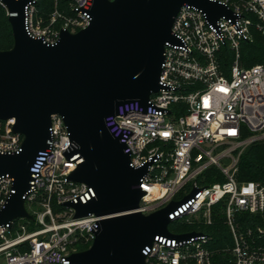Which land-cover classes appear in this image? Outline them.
Wrapping results in <instances>:
<instances>
[{
  "label": "built area",
  "instance_id": "1",
  "mask_svg": "<svg viewBox=\"0 0 264 264\" xmlns=\"http://www.w3.org/2000/svg\"><path fill=\"white\" fill-rule=\"evenodd\" d=\"M210 1L234 17L213 24L203 10L184 4L172 27L178 43L165 44L161 90L147 107L127 102L106 118L110 132L125 144L130 166L147 167L134 187L145 192L134 212L150 215L179 203L169 216L171 236H157L143 251L146 264H212L211 237L201 228L213 224L214 213L224 217L231 233L233 264H264V229L244 228L238 219L264 214V183L239 181L234 157L264 140V61L245 67L241 54L242 43L252 42L255 33L264 37V0ZM35 4L26 7V31L48 45L57 44L63 30L78 33L92 21L94 0H71V14L56 7L47 22L37 23ZM225 46L233 52L228 71L218 59ZM14 124L0 121V155L22 151L24 137L13 132ZM50 126L48 148L31 168L30 189L22 197L29 217L0 224V264H79L73 255L92 246L106 219L77 217L67 206L86 205L96 196L88 185L69 180L83 158L67 157L73 144L64 118L53 115ZM13 185L10 175L0 177V215L16 194Z\"/></svg>",
  "mask_w": 264,
  "mask_h": 264
},
{
  "label": "water",
  "instance_id": "2",
  "mask_svg": "<svg viewBox=\"0 0 264 264\" xmlns=\"http://www.w3.org/2000/svg\"><path fill=\"white\" fill-rule=\"evenodd\" d=\"M32 0H0L10 16L14 45L0 50V121L15 120L13 132L24 137L22 151L0 155V177L14 178L16 194L0 215V224L29 217L22 197L30 189L31 168L48 148L51 118H64L73 147L83 163L69 180L93 188L86 205L68 204L77 217L104 216L92 246L73 255L79 264H146L143 251L157 236H171L169 219L179 203L144 215L134 212L145 192L147 167L134 169L126 146L107 127L106 118L121 105L139 101L147 107L161 90L160 76L175 18L188 4L216 24L233 18L226 6L210 0H94L89 27L62 31L55 45L28 35L25 10ZM195 233L177 238L187 239Z\"/></svg>",
  "mask_w": 264,
  "mask_h": 264
},
{
  "label": "trees",
  "instance_id": "3",
  "mask_svg": "<svg viewBox=\"0 0 264 264\" xmlns=\"http://www.w3.org/2000/svg\"><path fill=\"white\" fill-rule=\"evenodd\" d=\"M70 1L71 0H58L56 6L55 0H36L35 16L47 22L56 10V7L60 13L69 15L71 14L69 9ZM1 13L5 16L4 25L2 24V26L6 28L7 38L11 40L12 48L14 45L12 26L9 22L6 9L0 4V16ZM8 49H10V47H0L2 51ZM241 54L242 63L245 67H252L263 62L264 37L255 33L252 42L242 43ZM218 59L221 67L228 71L233 62V52L229 46H225L220 50ZM237 179L241 182L256 181L264 183V140L253 143L247 155L241 158L238 166ZM210 182H213V180ZM238 219L244 228H257L260 225H264V214H241L238 216ZM201 230L211 237L209 247L213 254L212 264H233V257L231 254L233 239L229 228L225 224L224 217L221 214L217 215L214 213L213 224L209 227H202ZM192 231H196L195 227L189 228V232Z\"/></svg>",
  "mask_w": 264,
  "mask_h": 264
},
{
  "label": "rangeland",
  "instance_id": "4",
  "mask_svg": "<svg viewBox=\"0 0 264 264\" xmlns=\"http://www.w3.org/2000/svg\"><path fill=\"white\" fill-rule=\"evenodd\" d=\"M36 11V9H35ZM5 19V16L1 13V16H0V47H3V48H9L11 49V40L9 38H7V33H6V28L2 26V24L4 25V20ZM34 21L37 23V22H40L41 21V18L40 17H37V16H34ZM9 50V49H8ZM252 147V144L250 146H248L246 149H244L241 154L240 152H235L234 154V157L236 158V160L238 159V166H239V162L241 160V158L244 156V155H247V153L250 151V148ZM260 227L261 229H264V225H260L258 226ZM170 229L172 231H177L176 230V226L175 225H172L170 227Z\"/></svg>",
  "mask_w": 264,
  "mask_h": 264
},
{
  "label": "bare ground",
  "instance_id": "5",
  "mask_svg": "<svg viewBox=\"0 0 264 264\" xmlns=\"http://www.w3.org/2000/svg\"><path fill=\"white\" fill-rule=\"evenodd\" d=\"M14 120V119H13Z\"/></svg>",
  "mask_w": 264,
  "mask_h": 264
}]
</instances>
